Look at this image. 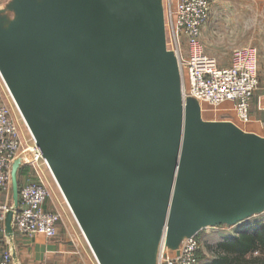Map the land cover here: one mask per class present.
Masks as SVG:
<instances>
[{
    "label": "water",
    "instance_id": "1",
    "mask_svg": "<svg viewBox=\"0 0 264 264\" xmlns=\"http://www.w3.org/2000/svg\"><path fill=\"white\" fill-rule=\"evenodd\" d=\"M12 10L0 77L97 264H156L162 237L176 249L264 211V137L182 102L158 0H13ZM33 155L12 163L13 208Z\"/></svg>",
    "mask_w": 264,
    "mask_h": 264
},
{
    "label": "built area",
    "instance_id": "2",
    "mask_svg": "<svg viewBox=\"0 0 264 264\" xmlns=\"http://www.w3.org/2000/svg\"><path fill=\"white\" fill-rule=\"evenodd\" d=\"M210 5L211 0L167 1L164 11L165 35L168 28L173 44L170 50L176 57L180 75L181 99L183 103L190 98L198 104L203 102L214 106L229 101L233 104L236 118L247 122L250 99L258 84L256 51L250 46L233 49L230 63L224 67L219 66L214 57L206 54L199 37L208 20ZM27 132L31 144L22 139L10 108L0 104V195H3V200H0V223H4L6 213L11 210L12 236L18 234L31 238L41 235L53 238L62 215L56 209L44 208L50 192L43 180L42 167L49 173L50 170L28 129ZM25 152H35V155L30 162L23 163L20 167L26 175L23 181L19 179L18 204L13 208L11 166ZM10 239L7 237L5 246L0 249V264H13L14 248ZM198 248V234L183 238L176 249L167 248L162 237L157 249L156 264H197Z\"/></svg>",
    "mask_w": 264,
    "mask_h": 264
},
{
    "label": "crops",
    "instance_id": "3",
    "mask_svg": "<svg viewBox=\"0 0 264 264\" xmlns=\"http://www.w3.org/2000/svg\"><path fill=\"white\" fill-rule=\"evenodd\" d=\"M3 4L4 2L1 1L0 8ZM217 5L219 3L214 0L211 15L207 25L202 29L199 41L203 51L214 57L219 66L224 67L229 65L230 59L220 54V47L216 43V34L222 25L219 19L221 12L214 8ZM3 98L8 100L9 94L0 77V99ZM199 106L201 110V104ZM223 106L225 109L233 110L232 103H226ZM259 123L251 120L243 127H237L245 133L264 137V124L259 126ZM20 134L24 142L31 144L28 133ZM25 175V171H22L20 181L24 180ZM0 200H3V195H0ZM44 208L46 210H59V202L49 197ZM64 214L65 220L61 219L59 222L57 233L53 238H45L41 235L27 238L18 234H14L11 239L8 237L14 248L13 264H97L69 208L67 212L64 211ZM67 222L69 227L66 225ZM197 234L199 237L197 264H264V255L260 254V251L253 250L241 253L236 240L246 233L238 232L234 227L225 225L207 227ZM5 237L7 238L4 232V223H0V249L5 246Z\"/></svg>",
    "mask_w": 264,
    "mask_h": 264
},
{
    "label": "rangeland",
    "instance_id": "4",
    "mask_svg": "<svg viewBox=\"0 0 264 264\" xmlns=\"http://www.w3.org/2000/svg\"><path fill=\"white\" fill-rule=\"evenodd\" d=\"M1 1L4 2V4L2 8H0V22L6 27L7 19L15 17L12 10L13 0H0V2ZM158 1L162 5L164 12L168 0ZM213 2L214 0H211L209 17L213 9ZM217 2L219 5L214 6V8H217V10L221 12L219 19L220 22H222V25L216 34V43L217 46L220 47L219 52L222 56L229 57L230 59L233 49L245 46L254 48L257 56L256 75L258 84L252 98L250 99L249 120L247 122L239 121L233 110L225 109V106L223 105L231 103L229 101L223 102L219 106L201 102V118L203 121H229L236 126L242 127L253 120V122H260V126V124H264V0H217ZM207 22L203 28L207 25ZM166 46L169 50L173 47L168 28H166ZM181 47L182 51H184L185 48L183 44ZM0 104L6 105L10 108L11 114L18 125L19 132L28 133L11 97L9 96L8 100L5 98L0 99ZM42 169L43 180L49 189L50 197L59 202L58 211L61 213L62 219H64V211L67 212L68 209L67 205L52 178L53 176H51L52 174H50L44 167H42ZM66 225L69 227L68 222ZM262 226H264V211L251 216L237 226L231 227H234L238 232L257 233ZM262 254L264 255V253Z\"/></svg>",
    "mask_w": 264,
    "mask_h": 264
},
{
    "label": "trees",
    "instance_id": "5",
    "mask_svg": "<svg viewBox=\"0 0 264 264\" xmlns=\"http://www.w3.org/2000/svg\"><path fill=\"white\" fill-rule=\"evenodd\" d=\"M22 170L18 171V182ZM236 244L239 247L241 253L247 251H260L264 253V226L260 228L257 233H246L241 238L236 240Z\"/></svg>",
    "mask_w": 264,
    "mask_h": 264
},
{
    "label": "bare ground",
    "instance_id": "6",
    "mask_svg": "<svg viewBox=\"0 0 264 264\" xmlns=\"http://www.w3.org/2000/svg\"><path fill=\"white\" fill-rule=\"evenodd\" d=\"M16 106V105H15ZM17 108V107H16ZM51 173V172H50Z\"/></svg>",
    "mask_w": 264,
    "mask_h": 264
}]
</instances>
